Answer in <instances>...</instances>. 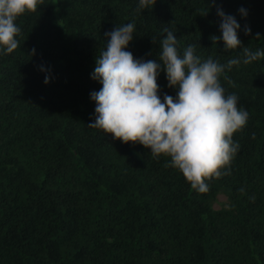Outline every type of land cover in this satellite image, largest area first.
<instances>
[{"label":"trees","instance_id":"1","mask_svg":"<svg viewBox=\"0 0 264 264\" xmlns=\"http://www.w3.org/2000/svg\"><path fill=\"white\" fill-rule=\"evenodd\" d=\"M217 7L241 24V47L212 40ZM15 23L18 47L0 54V264H264V57L220 78L249 118L206 191L170 156L88 127L106 32L134 23L127 50L158 60L168 28L181 53L226 64L264 50V0H40ZM157 83L175 96L163 71Z\"/></svg>","mask_w":264,"mask_h":264},{"label":"clouds","instance_id":"2","mask_svg":"<svg viewBox=\"0 0 264 264\" xmlns=\"http://www.w3.org/2000/svg\"><path fill=\"white\" fill-rule=\"evenodd\" d=\"M39 3L0 0V54L12 53L18 47L16 37L21 29L15 21L27 11H35ZM153 3L138 0L140 9ZM216 11L221 35H214L212 40L222 39L225 49L241 47V24L221 7ZM239 12L247 15L243 7ZM134 29V23H127L105 33L106 47L90 74L102 87L90 93L95 101V120L88 127L102 129L125 143L138 142L153 156H170L172 166L183 173L193 189L206 191V179L221 176V169L236 155L240 145L233 134L249 118L248 111L237 106L238 96L226 94L220 78L234 65L264 57V50L245 47L242 58L230 59L226 64L211 57L202 61L193 45L181 53L176 35L164 28L159 59L144 60L127 50ZM243 31L248 34L251 28L245 26ZM32 51L35 53V49ZM40 70L47 71L43 66ZM161 71L166 74L168 86L177 90L175 96L165 93L161 98L157 83ZM49 82L46 75L45 83Z\"/></svg>","mask_w":264,"mask_h":264},{"label":"rangeland","instance_id":"3","mask_svg":"<svg viewBox=\"0 0 264 264\" xmlns=\"http://www.w3.org/2000/svg\"><path fill=\"white\" fill-rule=\"evenodd\" d=\"M219 199H220V200H225V196L221 195V196L219 197ZM216 207H218V205H216Z\"/></svg>","mask_w":264,"mask_h":264}]
</instances>
